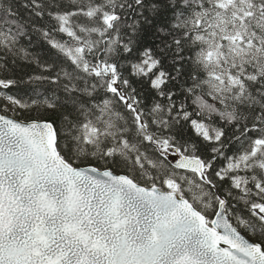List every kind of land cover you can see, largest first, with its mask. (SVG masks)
Here are the masks:
<instances>
[{
  "label": "snow or ice",
  "instance_id": "6c2138e0",
  "mask_svg": "<svg viewBox=\"0 0 264 264\" xmlns=\"http://www.w3.org/2000/svg\"><path fill=\"white\" fill-rule=\"evenodd\" d=\"M0 264H264V0H0Z\"/></svg>",
  "mask_w": 264,
  "mask_h": 264
},
{
  "label": "trees",
  "instance_id": "16d2710c",
  "mask_svg": "<svg viewBox=\"0 0 264 264\" xmlns=\"http://www.w3.org/2000/svg\"><path fill=\"white\" fill-rule=\"evenodd\" d=\"M21 43L35 56L41 58L42 60L48 59L46 53L50 51V49L38 35L31 34V40H29L28 37H25L22 39ZM38 71L39 69H37L34 65H27L22 61L18 62L14 66H10L7 75L11 78L21 79V82L15 88L10 89L9 91L21 98H27L26 93L28 92L29 88L32 87V85L27 83L28 75ZM143 95L145 97V103L150 104L153 100L154 93H151L147 87H144ZM20 115L23 116L24 113H21ZM187 134L192 135L190 129L188 130Z\"/></svg>",
  "mask_w": 264,
  "mask_h": 264
}]
</instances>
